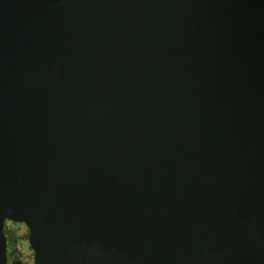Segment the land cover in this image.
I'll list each match as a JSON object with an SVG mask.
<instances>
[{
  "label": "water",
  "instance_id": "95a60500",
  "mask_svg": "<svg viewBox=\"0 0 264 264\" xmlns=\"http://www.w3.org/2000/svg\"><path fill=\"white\" fill-rule=\"evenodd\" d=\"M9 223L32 264H264V0H0V264Z\"/></svg>",
  "mask_w": 264,
  "mask_h": 264
},
{
  "label": "rangeland",
  "instance_id": "374dc122",
  "mask_svg": "<svg viewBox=\"0 0 264 264\" xmlns=\"http://www.w3.org/2000/svg\"><path fill=\"white\" fill-rule=\"evenodd\" d=\"M7 229L11 230H16L18 231V235L22 236L23 239L21 240V244L18 246V252H20V260L19 259H14V261L17 262L19 260L21 264H32L33 263V252L29 246L28 243V230L25 228V226L20 225L19 227L16 224H8ZM13 259L10 258V263H12ZM18 263V262H17Z\"/></svg>",
  "mask_w": 264,
  "mask_h": 264
},
{
  "label": "trees",
  "instance_id": "16d2710c",
  "mask_svg": "<svg viewBox=\"0 0 264 264\" xmlns=\"http://www.w3.org/2000/svg\"><path fill=\"white\" fill-rule=\"evenodd\" d=\"M18 227L20 225H17ZM26 228V227H25ZM18 231H14V230H9V229H6V234L8 236V239H9V257L11 259H19L20 260V252H18V246L19 244H21V240L23 239L22 236L18 235L17 234ZM26 237H28V235H26ZM13 259V260H14ZM19 260H17L18 263H21ZM16 261H14L15 263Z\"/></svg>",
  "mask_w": 264,
  "mask_h": 264
},
{
  "label": "flooded vegetation",
  "instance_id": "af4514ba",
  "mask_svg": "<svg viewBox=\"0 0 264 264\" xmlns=\"http://www.w3.org/2000/svg\"><path fill=\"white\" fill-rule=\"evenodd\" d=\"M14 262V261H13ZM17 262L13 263V264H16ZM12 264V263H11ZM19 264V263H18ZM21 264V263H20Z\"/></svg>",
  "mask_w": 264,
  "mask_h": 264
},
{
  "label": "built area",
  "instance_id": "2783aa9c",
  "mask_svg": "<svg viewBox=\"0 0 264 264\" xmlns=\"http://www.w3.org/2000/svg\"><path fill=\"white\" fill-rule=\"evenodd\" d=\"M13 261H14V260H13ZM13 261H12V264L14 263ZM10 264H11V263H10ZM19 264H20V263H19Z\"/></svg>",
  "mask_w": 264,
  "mask_h": 264
}]
</instances>
